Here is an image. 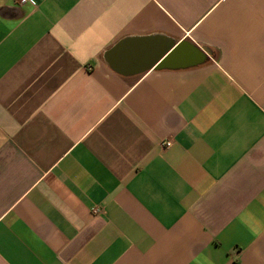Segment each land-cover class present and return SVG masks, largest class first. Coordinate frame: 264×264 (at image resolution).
<instances>
[{
	"label": "crops",
	"instance_id": "1",
	"mask_svg": "<svg viewBox=\"0 0 264 264\" xmlns=\"http://www.w3.org/2000/svg\"><path fill=\"white\" fill-rule=\"evenodd\" d=\"M0 264H264V0H0Z\"/></svg>",
	"mask_w": 264,
	"mask_h": 264
},
{
	"label": "water",
	"instance_id": "2",
	"mask_svg": "<svg viewBox=\"0 0 264 264\" xmlns=\"http://www.w3.org/2000/svg\"><path fill=\"white\" fill-rule=\"evenodd\" d=\"M160 39V38H159ZM158 40L155 37H142V38H128L120 43H118L112 50L108 52L106 55V59L110 66L118 73L122 75H135V74H141L145 71L150 70L154 66L161 67L163 63H161L162 58L167 52L173 48V44H168L165 49H156L155 46H153L154 41ZM144 44H146V49L144 50ZM151 44V45H148ZM138 48L143 49V60H142V67H139L137 69H128L125 66L121 65L120 59L126 57L128 55L126 51H128L129 48ZM198 50V49H197ZM128 57V56H127ZM203 59V58H202ZM144 61V62H143ZM199 61L198 63H200Z\"/></svg>",
	"mask_w": 264,
	"mask_h": 264
},
{
	"label": "built area",
	"instance_id": "3",
	"mask_svg": "<svg viewBox=\"0 0 264 264\" xmlns=\"http://www.w3.org/2000/svg\"><path fill=\"white\" fill-rule=\"evenodd\" d=\"M19 4H25L27 3L29 0H17ZM160 146L163 148H168L171 146V141L170 140H163L160 142Z\"/></svg>",
	"mask_w": 264,
	"mask_h": 264
}]
</instances>
